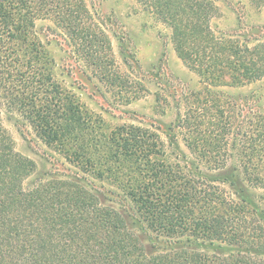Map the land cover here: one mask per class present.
Segmentation results:
<instances>
[{
	"label": "trees",
	"instance_id": "1",
	"mask_svg": "<svg viewBox=\"0 0 264 264\" xmlns=\"http://www.w3.org/2000/svg\"><path fill=\"white\" fill-rule=\"evenodd\" d=\"M136 1L198 79L164 130L104 126L57 81L39 20L125 105L144 91L83 0H0V264H264V115L223 91L264 83V27L217 28L220 0ZM3 114L75 170L37 173ZM81 173L110 178L129 207L103 205Z\"/></svg>",
	"mask_w": 264,
	"mask_h": 264
},
{
	"label": "rangeland",
	"instance_id": "2",
	"mask_svg": "<svg viewBox=\"0 0 264 264\" xmlns=\"http://www.w3.org/2000/svg\"><path fill=\"white\" fill-rule=\"evenodd\" d=\"M83 1L110 38L118 71L129 78L135 90L142 85L144 91L137 100L125 105L124 99L112 91L108 92L104 84L90 76V69L81 62L52 22L39 20L36 32L54 63L53 73L57 81L71 90L83 107L102 119L104 126L109 128L133 124L164 130L174 124L183 112V98L198 89L199 84L196 76L187 70L173 51L169 31L156 23L136 0ZM218 5L220 17L214 23L219 29H234L238 19L246 29L264 27V6L257 10L249 3L242 6L231 0H220ZM223 91L236 100H246L253 112L264 115L263 82ZM2 124L14 141L16 151L35 162L37 173L60 174L75 170L31 130L20 129L8 114H3ZM180 149L185 153L182 147ZM80 175L86 179L88 188L101 192L103 205L121 211L129 207L123 193L110 178L100 180L83 173ZM136 233L141 234V231L136 228Z\"/></svg>",
	"mask_w": 264,
	"mask_h": 264
}]
</instances>
